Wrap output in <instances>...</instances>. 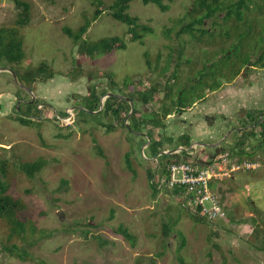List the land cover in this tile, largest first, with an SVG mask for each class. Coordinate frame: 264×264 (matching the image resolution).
Wrapping results in <instances>:
<instances>
[{
  "label": "rangeland",
  "instance_id": "rangeland-1",
  "mask_svg": "<svg viewBox=\"0 0 264 264\" xmlns=\"http://www.w3.org/2000/svg\"><path fill=\"white\" fill-rule=\"evenodd\" d=\"M21 1L31 7L30 22L19 28L24 58L18 63L0 59V162L7 165L9 193L25 205L26 227L21 235H11L0 217V264H180V258L187 264H264V147L257 148L259 140L246 129L259 134L249 125V113L264 111V59L255 62L264 50V0H247L245 22L229 39H222L225 27L241 22L226 20L225 12L207 19L203 26L217 39L206 35L200 42L180 33L191 20L194 0H165L166 11L132 0L128 12L152 28L143 43L133 41L127 24L112 16L114 0H0V29L17 26ZM87 19L92 23L82 41L119 35L127 47L83 54L64 28L76 31ZM239 33L238 55L252 56L250 64L165 119L166 150L184 147H177L182 134L190 135L191 145L226 135L225 148L245 138L252 156L244 158L260 163L218 180L224 215L197 220L180 196H167L163 188L155 194L148 172L158 161L150 155L146 129L133 133L127 127L132 113L125 126L112 113L79 109L93 89L130 98L158 84L161 92L152 103L136 104L141 111L157 110L167 82L183 88L195 76L199 80L205 65L221 71L222 52L235 46ZM41 63L55 72L53 77L35 74ZM24 114L34 121L23 124L18 117ZM192 149L193 155L210 151L198 144ZM26 162H40L41 168L28 176L21 168ZM121 225L135 235L134 242L119 233ZM6 246H16L25 257Z\"/></svg>",
  "mask_w": 264,
  "mask_h": 264
},
{
  "label": "trees",
  "instance_id": "trees-1",
  "mask_svg": "<svg viewBox=\"0 0 264 264\" xmlns=\"http://www.w3.org/2000/svg\"><path fill=\"white\" fill-rule=\"evenodd\" d=\"M132 0H114L110 4L109 9L111 10L112 16L128 26L127 34L131 35L133 41H140L143 43L144 34L151 32L152 28L144 23H141L136 16L131 15L128 12L130 7V2ZM145 4L154 3L163 11L169 9V4L165 0H142ZM22 7L19 18L17 19V26L15 27H3L0 29V59H6L11 62H21L24 58V40L20 32V27L27 25L31 19V7L26 1L19 2ZM249 5L247 0H238L236 2L229 3V0H194L192 8L189 12L191 15V20L185 23L181 29L180 33L187 32L190 34L191 38L196 41H203L207 36L213 37V41L216 40V35L210 28L204 27V23L207 19L217 17L222 12H225L224 18L226 20H236L241 24L235 25V28H227L225 34H223L222 39H229L232 37L234 31H239L242 23L245 22V15L243 8L248 9ZM95 17L93 20H95ZM92 20L87 19L86 22L81 25L78 30L74 31L70 27H65L64 31L73 40L80 45V51L83 54L89 56H94L98 52L109 53L117 49H124L127 47L126 40L123 36L115 35L101 38L97 41H87L83 39L84 35L88 31ZM243 34L239 33L238 42L234 43V47L227 51L222 52L223 65L219 68L220 70L209 71L208 66L205 65L201 70H199V80L196 76L192 79L189 86L183 88H175V85L167 82L165 84V95L161 98V105L157 110L150 111L148 108L145 111L137 109L136 104L138 102L147 105L154 101L156 94L161 92L158 84H152L146 90H139L136 95L130 97L133 100L135 107L130 118V125L127 126L125 120L131 110V104L129 100L112 94L106 98L103 102L102 97L107 95L108 91H103L102 94H98L94 89L89 93L87 102L79 109L80 112H87L89 114H109L112 113L116 118L121 120V123L127 126L131 132L143 131L146 129L148 133L147 142H150L149 150L150 155L157 159L158 165L154 169H150L148 172L149 180L151 185L154 187V192L157 194L162 188L171 195L181 196L185 191L183 186H175L173 188L159 187L160 179L169 176V167L173 163H179L182 161H192L196 164H201L197 160H192V155L186 149L172 154L164 153L161 154L164 148L165 137L163 134V129L166 126L165 119L176 110L184 111L187 107L192 106L197 100H202L205 97V89L210 91L219 89L224 80L231 81L234 79L247 64H250V55L246 56L245 59H240L238 55L240 41ZM238 43V44H237ZM264 59V50L261 55L258 56L257 63L262 62ZM229 68L231 71L227 73L224 69ZM223 70V71H222ZM35 74L37 76L43 75L45 79L53 77L55 72L48 67L46 63H41L35 69ZM177 75L174 73L173 77ZM114 91V90H113ZM113 93V92H112ZM119 94V93H118ZM38 100L32 102L34 105L38 104ZM29 108V111L30 107ZM15 110L21 112L19 107H15ZM37 110V108H36ZM264 111H260L258 114L252 112L249 113V120L255 124L260 130L259 134L254 133V128L249 129L252 136L259 140L257 148L264 147ZM142 119H139L140 115ZM21 115L18 119L23 124L31 123L32 119L27 116ZM153 128H157L156 132H153ZM244 139L238 140L230 150L225 148V152H228L230 156L238 160H250L256 161L254 159H246L244 157H251L252 153L249 152V142H245ZM250 139H248L249 141ZM191 137L188 134H182L179 137V142L177 147L184 146V148L190 147ZM188 155L187 159L185 156ZM101 155L103 152L101 151ZM22 170L28 176H34L35 173L41 168L40 162H26L21 165ZM7 165L0 162V217L3 218L11 228V235H21L25 232L26 222L22 218V214L25 209L24 203L12 196L9 193V185L7 183ZM216 188V187H215ZM182 199V198H181ZM183 204V199L181 200ZM184 206V205H183ZM185 207V206H184ZM190 215L197 220L208 221L207 218L200 212L199 209H190L185 207ZM209 222V221H208ZM120 234L124 237L130 239L134 242L135 235L129 231L125 226H120L118 228ZM6 248L13 254L24 258V253L20 250L15 251L16 246ZM180 264H187L183 258H180Z\"/></svg>",
  "mask_w": 264,
  "mask_h": 264
},
{
  "label": "built area",
  "instance_id": "built-area-1",
  "mask_svg": "<svg viewBox=\"0 0 264 264\" xmlns=\"http://www.w3.org/2000/svg\"><path fill=\"white\" fill-rule=\"evenodd\" d=\"M259 166L258 161L233 160L230 154L224 151L210 158L205 164L192 161L171 164L169 176L160 179L159 187H185L180 196L183 205L193 210L199 209L211 222L224 215L220 196L214 188L215 183L237 171H251Z\"/></svg>",
  "mask_w": 264,
  "mask_h": 264
},
{
  "label": "crops",
  "instance_id": "crops-1",
  "mask_svg": "<svg viewBox=\"0 0 264 264\" xmlns=\"http://www.w3.org/2000/svg\"><path fill=\"white\" fill-rule=\"evenodd\" d=\"M232 129V128H231ZM230 129V130H231ZM239 129V128H238ZM218 131V129H217ZM230 133V131H229ZM226 135H224L220 140L216 141V142H213V143H220L218 146H213V147H206L208 150H210L209 152H211L212 154H208L209 152L207 151V154H204V150H200L201 152H197L196 154L193 155V152L192 153V160H197V161H200L201 164H205L210 158L224 152L225 150V145H223L221 142L222 140H224L226 137ZM197 142H193L194 145H196ZM202 147V146H201ZM204 148V147H202ZM192 151H198L196 149H192ZM190 153V152H189ZM190 153V154H191ZM211 155V156H210ZM233 160H238L236 158H233ZM238 161H241V160H238ZM244 161V160H243ZM232 177H234V173L231 175ZM216 184V183H215ZM216 187V185H214V188ZM167 196H171V194L167 193L166 194Z\"/></svg>",
  "mask_w": 264,
  "mask_h": 264
},
{
  "label": "water",
  "instance_id": "water-1",
  "mask_svg": "<svg viewBox=\"0 0 264 264\" xmlns=\"http://www.w3.org/2000/svg\"><path fill=\"white\" fill-rule=\"evenodd\" d=\"M9 70V69H8ZM112 94H115V93H108L106 96L108 97V96H110V95H112ZM115 95H117V96H120V97H123V98H125V99H127V100H129V102H130V104H131V111H130V113H129V116H131V113H132V111H133V109H134V104H133V100L132 99H130V98H128V97H126V96H124V95H121V94H115ZM128 125V124H127ZM129 126V125H128ZM226 137V136H225ZM196 144H198V145H201L202 147H213V146H218L220 143L218 142V143H196ZM195 147V145L194 144H192L191 145V147L189 148V149H186V148H184V147H179L178 149H174V150H163L162 152H161V154H164V153H169V154H172V153H175V152H179V151H181L182 149H186L187 151L188 150H191L192 148H194ZM190 152V151H189ZM200 162V161H199ZM201 163V162H200ZM59 215L61 216L62 215V213L60 212L59 213Z\"/></svg>",
  "mask_w": 264,
  "mask_h": 264
},
{
  "label": "flooded vegetation",
  "instance_id": "flooded-vegetation-1",
  "mask_svg": "<svg viewBox=\"0 0 264 264\" xmlns=\"http://www.w3.org/2000/svg\"><path fill=\"white\" fill-rule=\"evenodd\" d=\"M28 104H30V103H28ZM249 125H250V126H254L255 124L252 123V124H249ZM245 127H246V126H244V127H239V128H245ZM236 129H237V127L231 129V131H232V130H236ZM246 129H252V127H249V128H246ZM231 131H230V132H231Z\"/></svg>",
  "mask_w": 264,
  "mask_h": 264
}]
</instances>
